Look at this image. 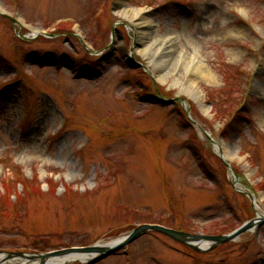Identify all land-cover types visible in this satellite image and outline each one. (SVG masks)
Here are the masks:
<instances>
[{"label": "rangeland", "instance_id": "1", "mask_svg": "<svg viewBox=\"0 0 264 264\" xmlns=\"http://www.w3.org/2000/svg\"><path fill=\"white\" fill-rule=\"evenodd\" d=\"M0 12L14 21L0 17V251L106 244L143 225L215 237L255 219L202 131L264 215V0H0ZM141 43L160 46L143 57ZM92 264H264V225L203 253L145 232Z\"/></svg>", "mask_w": 264, "mask_h": 264}, {"label": "water", "instance_id": "2", "mask_svg": "<svg viewBox=\"0 0 264 264\" xmlns=\"http://www.w3.org/2000/svg\"><path fill=\"white\" fill-rule=\"evenodd\" d=\"M137 67H140V65H137ZM204 135L210 140L213 146H217L216 141L212 140L204 131H202ZM220 157L223 160L222 153L220 152ZM225 162V161H224ZM226 167L228 170L232 173L234 176V187L236 188L237 184V177L235 176L234 172L232 171L230 165L225 162ZM237 189V188H236ZM240 191V190H238ZM253 206V209H255V202L251 195L246 194ZM264 225V215H260L258 212H256V217L253 220L248 221L235 231L221 236H215V237H209V236H202V235H191L183 232L174 231L172 229L156 226V225H143L135 228L131 233H129L125 238L118 241L117 243L113 245L103 246L100 247L98 245L92 246V247H86V248H69V249H62L58 251H52L45 254H33V253H22V252H0V256L7 260H21L24 261L26 264H36L39 262L40 264H45L49 259L52 258H62V257H70V256H76L81 254H86L91 257L92 259H98L101 257H104L105 255H108L110 253H113L115 251H118L122 249L123 247L127 246L137 238H139L143 233L145 232H156L163 234L164 236L172 239L173 241L186 246L190 248L191 250L197 252V253H203L208 250H212L216 247H219L220 245L236 242L241 236L252 233L256 229L260 228ZM208 244L207 248H202V245ZM3 260V259H2Z\"/></svg>", "mask_w": 264, "mask_h": 264}, {"label": "bare ground", "instance_id": "3", "mask_svg": "<svg viewBox=\"0 0 264 264\" xmlns=\"http://www.w3.org/2000/svg\"><path fill=\"white\" fill-rule=\"evenodd\" d=\"M121 15H124L123 17L128 16L126 18L132 17L133 19H136V20H138L139 18H141V12L140 11L131 12V13H129V12H123ZM143 25H144L143 22H140L138 24L139 27H141ZM140 45L143 47V49L140 50V51H138V52L143 57L148 53L147 51H148V49L150 50V47H151L152 50L153 49L157 50V49H159V46H160V45H158V47L157 46L153 47V45L150 44L148 46L145 43H141ZM153 53L154 52L152 51L151 56H149V58H151V57L154 58V54ZM152 58H151V60H153ZM162 65H163V62H162V60L160 58H158L157 60L154 61V68L157 71V73H156V79L163 83L166 74L160 73V70L162 68ZM196 72L198 74H200L203 78H208V79L210 78L209 73H206L204 70H202L199 67L196 68ZM187 90L190 93H193L194 94V97L199 102L200 107L201 108H204V103H203V100H202V97H201L200 93L197 90H194V92L193 91H190V85L189 84L187 86ZM204 110H205V108H204ZM204 112L206 113V111H204ZM221 149H222V146H221ZM224 158H225V160H228L226 156H224ZM120 240H122V239H118L116 241L114 240V241L109 242V243H106V244L105 243H101L100 244L101 245L100 247H103V246L105 247V246H108V245L109 246L110 245H113V244L117 243ZM207 247H208V244H205L204 243V245H202V248H204V249L207 248ZM91 257H93V256H89V255H86V254H81V255L70 256V257L52 258V259H49L47 262H45V264H72V263H76V262H80L81 263V262H86ZM0 264H26V263L24 261H21V260H7V259L3 258L2 256H0ZM36 264H40V263L37 262Z\"/></svg>", "mask_w": 264, "mask_h": 264}]
</instances>
